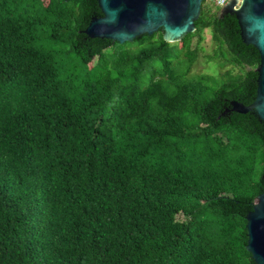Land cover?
I'll return each mask as SVG.
<instances>
[{"label": "trees", "instance_id": "1", "mask_svg": "<svg viewBox=\"0 0 264 264\" xmlns=\"http://www.w3.org/2000/svg\"><path fill=\"white\" fill-rule=\"evenodd\" d=\"M101 15L0 0V264H255L264 123L230 101H253L257 49L205 0L175 42L89 37ZM207 28L218 78L191 74Z\"/></svg>", "mask_w": 264, "mask_h": 264}, {"label": "water", "instance_id": "2", "mask_svg": "<svg viewBox=\"0 0 264 264\" xmlns=\"http://www.w3.org/2000/svg\"><path fill=\"white\" fill-rule=\"evenodd\" d=\"M203 0H97L102 12L93 17L83 32L92 38L123 43L161 29L167 42L179 41L195 30ZM219 13L235 15L240 37L259 53L256 94L250 104L230 101L238 113L252 111L264 123V0H231ZM247 244L255 264H264V189L246 215Z\"/></svg>", "mask_w": 264, "mask_h": 264}, {"label": "rangeland", "instance_id": "3", "mask_svg": "<svg viewBox=\"0 0 264 264\" xmlns=\"http://www.w3.org/2000/svg\"><path fill=\"white\" fill-rule=\"evenodd\" d=\"M218 10L221 9V7H217ZM204 39L201 42V49L199 51L198 58L196 62L193 64L191 68V74H200V73H206L215 75L216 78L219 77L218 73L223 72L230 68V65H227L226 67L219 68L215 62L213 61H206L203 57L204 54L211 53L214 48V36L211 34L210 29H204L203 31ZM95 62V60H94ZM233 69V68H232Z\"/></svg>", "mask_w": 264, "mask_h": 264}, {"label": "built area", "instance_id": "4", "mask_svg": "<svg viewBox=\"0 0 264 264\" xmlns=\"http://www.w3.org/2000/svg\"><path fill=\"white\" fill-rule=\"evenodd\" d=\"M231 0H205V2L211 6H215V7H223L224 5H226L228 2H230Z\"/></svg>", "mask_w": 264, "mask_h": 264}]
</instances>
